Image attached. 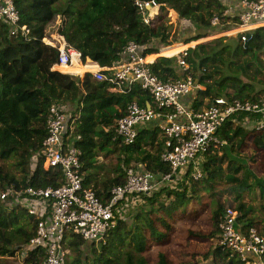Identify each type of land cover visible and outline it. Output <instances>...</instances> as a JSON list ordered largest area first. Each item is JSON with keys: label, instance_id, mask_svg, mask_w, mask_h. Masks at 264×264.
<instances>
[{"label": "trees", "instance_id": "16d2710c", "mask_svg": "<svg viewBox=\"0 0 264 264\" xmlns=\"http://www.w3.org/2000/svg\"><path fill=\"white\" fill-rule=\"evenodd\" d=\"M13 1L20 12V26H27L28 34L11 35V25L0 21V157L13 160L16 167V173H0V189L62 184V168L44 167L43 140L54 104L68 105L75 109V115L80 114L76 133L81 139L75 144L81 150L84 184L104 201L109 199L113 187L125 182L130 167L138 169L143 165L157 177L170 173V166L161 157L165 139L158 126L143 128L133 145H124L119 138H113L115 119L124 115L133 101L146 106L151 101L149 94L138 85L124 92L115 90L110 81H98L91 73L81 78L53 70L59 49L43 39L53 34L64 36L82 53L83 61L89 58L106 67L122 60L130 42L137 43L143 55L172 45L168 9L176 12L180 25L194 27L195 36L190 41L209 36L228 21L237 25L238 17L225 15L227 6L222 0H156L161 7L150 24L145 22L149 9L141 11L136 0ZM215 16L220 18L219 26L212 24ZM250 34L247 41L241 39L232 49L229 44L218 49L223 44L220 38L188 49L186 73L206 87L198 91L195 110L207 107L218 96L254 100L264 94V78L259 77V73L264 76V58L260 57L264 54V27L251 30ZM231 55L243 56L244 64L232 62ZM178 56L158 57L151 64L153 72L164 80L178 79L181 69ZM226 62L232 66L229 70L228 64L224 66ZM255 81L262 86L259 90ZM261 118L240 113L220 129L218 136L225 144L212 147L205 154L201 189L198 188L201 180H195L190 167L169 181L175 185L163 182L151 194L122 199L115 209L117 227L100 247L69 233L65 264H150L149 252L173 243L176 221L200 212L202 191L214 189L218 178L231 184L228 192L233 199L229 205H235L244 228L255 227L264 236V172L259 175L250 168L243 153V147L251 140L253 148L262 151L264 167V129L256 128ZM102 154L113 155L116 162L111 169L99 163ZM257 190L261 198L258 207L244 196ZM225 209L216 201L212 211L214 229L210 233L189 232L212 240L206 253L190 249L185 258L183 250L176 252L175 247L178 254L175 260L168 251L161 250L154 264H201L197 260L199 254L204 257L202 264H242L218 245L220 216ZM35 234L36 220L17 199L0 200V264H42L46 252L41 248L31 251L24 261L19 258Z\"/></svg>", "mask_w": 264, "mask_h": 264}, {"label": "built area", "instance_id": "2783aa9c", "mask_svg": "<svg viewBox=\"0 0 264 264\" xmlns=\"http://www.w3.org/2000/svg\"><path fill=\"white\" fill-rule=\"evenodd\" d=\"M240 3L243 10L238 13L237 24L241 28V39L247 41L252 36L251 30L264 27V0H241ZM136 5L141 11L149 9V12L161 7L156 0H136ZM20 19V12L13 0H0V21L11 25V35L28 34L27 26H20ZM150 21V16L146 15L145 22L150 24ZM212 24L218 26L220 18L215 16ZM43 40L59 49L58 62L53 70L79 75L73 70H62L73 66L76 56L86 67L84 76L91 73L98 81L108 80L115 90L122 92L138 85L149 94L151 101L146 106L133 101L125 114L115 119L113 138H119L124 145H133L139 132L156 120L165 139L161 157L171 170L157 177L143 165L138 169L130 167L125 182L113 187L109 199L104 201L84 184L81 150L75 144L76 140L81 139V135L76 133L80 114L75 115L68 105H52L47 121L48 133L43 140L44 167L62 168V184L56 187L16 189L9 186L0 189V200L9 197L17 199L36 220L35 236L22 253L18 252L22 260L31 251L41 248L46 252L42 264H65L67 235L77 234L95 245L106 241L117 227L115 209L122 199L131 195L151 194L163 182L172 184L169 181L187 172L190 167H193L195 179L202 178L205 154L212 147L224 143L218 132L232 117L240 113L261 115L256 128L264 129V94L254 100L218 96L204 109L188 110L182 103V97L201 90L203 85L191 73L178 79L170 77L164 80L153 72L152 60L167 56L168 52L164 51L166 47L154 53L151 59L149 56L152 54L143 55L140 46L130 42L121 61L104 67L89 58L83 61L82 53L71 46L64 36ZM184 47L177 55L180 68L186 72L189 70L186 57L191 46ZM239 217L235 208L225 209L220 216L218 245L242 264H264V236L255 227L244 228Z\"/></svg>", "mask_w": 264, "mask_h": 264}, {"label": "rangeland", "instance_id": "374dc122", "mask_svg": "<svg viewBox=\"0 0 264 264\" xmlns=\"http://www.w3.org/2000/svg\"><path fill=\"white\" fill-rule=\"evenodd\" d=\"M159 11L160 10L158 9L152 10L147 14L151 18L150 23H152L153 19H155V17L159 14ZM167 11H168V19H169L170 25L172 26L171 36H170V40H172V45L165 46L166 48H169L166 51L168 52L166 53L167 56H171V55L177 56V54L181 50H183V48H185L184 45L193 47V46H196L200 42H210L212 40L219 39V38L223 40L222 41L223 44L219 46L218 49H220L223 45H226V44H229L231 46L230 48L232 49V48H235L238 43H240L241 35H242L240 33L241 28L238 24L236 25L235 22L233 21H228L224 27L214 30L213 33H210V35L207 37H204L198 41H190L192 40V37L195 36L196 30L194 29V27L188 26V25H180V21H179V18L176 12L174 10L173 12L171 9L170 10L168 9ZM58 36L59 35L57 34H53L50 37V39L53 40L54 38H58ZM260 57L263 59L264 54H260ZM149 58L152 59V57H149ZM243 59H244L243 56L234 58L232 57V55L230 58V60H233L232 62H239V63L244 64ZM219 64H221L220 61H219ZM226 65H227L226 67L227 70H229L232 67L228 62L224 64V66ZM66 68H69V67H65V69ZM259 77L264 78V76L261 73H259ZM244 80H246L245 77H244ZM254 84L257 86L258 90L262 87L258 84L257 81H255ZM223 144H225V142ZM243 150H244L243 152L244 156L248 160V166L250 168H254L259 175L263 174L264 167L261 163V161L263 160L262 151L253 148L251 144V140L247 141L246 146L243 147ZM111 156L113 155L108 156L106 154H102L99 157V163L103 166L105 165L106 168L111 169L112 165L115 164L116 162V160ZM6 172L16 173L15 163L13 160H10V159L5 160L0 157V173L3 174ZM181 174L183 175V173ZM204 175H205V172H204ZM202 178L195 179V180L199 181ZM199 183L201 184L198 185V188L201 189L203 187L202 180L199 181ZM175 184L176 183H172V185H175ZM230 186L231 184L230 183L228 184L225 181V178H218V181L215 183L214 189L208 192L202 191L203 198H202V201H200L201 203L199 202L200 203L199 205L201 206L200 212L195 214L193 217L181 218L176 221L175 223L176 229H175V232L172 234V238L174 239L173 243L170 244V246H167L165 248H158V247L153 248L149 252V258L151 262L150 264H154L156 255L161 250L168 251L170 258L173 260H175L178 256V254L177 255L175 254V251L182 253V250H183V256H186L185 258H187L188 251L190 249L194 251L196 250L201 254L206 253L208 251V248H210L212 244V240L208 241L207 239L205 240V239L198 238L197 236L189 232L190 230H192L199 234H206V233L208 234L214 229L213 222H212V211L215 208L216 201H219L221 204H223L225 208L231 207V208L236 209L235 205H229V201L233 199V195L229 194L228 192V189L230 188ZM244 196L247 202L252 203L258 207V203L261 201L258 190L254 194L245 193ZM195 206H197V204H195ZM96 247H100V244H97ZM175 247L176 249L174 251ZM203 258L204 257L201 256L200 254L197 255V260H199L201 264L204 262L202 261ZM17 261H18V258H17Z\"/></svg>", "mask_w": 264, "mask_h": 264}, {"label": "crops", "instance_id": "0c3cea01", "mask_svg": "<svg viewBox=\"0 0 264 264\" xmlns=\"http://www.w3.org/2000/svg\"><path fill=\"white\" fill-rule=\"evenodd\" d=\"M223 1V3L227 6V9H228V11H229V14H227V15H230V16H232V17H238V13H241L242 12V10H243V7H242V5H241V1H239V0H222ZM220 25V24H219ZM218 25V26H219ZM167 49H169V48H166V49H164V51H167ZM153 55V54H152ZM152 55H150L149 57H152V59L154 58V55L152 56ZM157 58H154L152 61H155ZM93 62V61H92ZM54 70H56V69H54ZM179 71V73H180V77H185V75L187 74L186 72H185V74H184V70L183 69H179L178 70ZM79 76H81V78H84V75L81 73V74H79ZM179 77V78H180ZM201 84L203 85V88L202 89H205V86H204V84L201 82ZM112 91H114V89H111ZM198 91H195V92H192V93H190L189 95H186V96H184V97H182V103H183V105L188 109V110H195L194 108H193V106H194V100H195V98L198 96ZM207 102V101H206ZM205 108V107H204ZM203 108V109H204ZM75 110V109H74ZM201 110V109H200ZM78 111V110H77ZM80 111V110H79ZM81 112V111H80ZM125 112H126V110H125ZM157 121L155 120V122H152V123H149V124H147L146 125V127L147 128H157ZM160 133H161V131H160ZM162 134V133H161Z\"/></svg>", "mask_w": 264, "mask_h": 264}, {"label": "bare ground", "instance_id": "6f19581e", "mask_svg": "<svg viewBox=\"0 0 264 264\" xmlns=\"http://www.w3.org/2000/svg\"><path fill=\"white\" fill-rule=\"evenodd\" d=\"M77 58H76V56H75V61H74V65L73 66H70L69 68H62V70H73L72 72H79V73H82V72H84L85 70H86V67L85 66H83L81 63H80V60L79 59H77V60H79V62L76 60Z\"/></svg>", "mask_w": 264, "mask_h": 264}, {"label": "water", "instance_id": "95a60500", "mask_svg": "<svg viewBox=\"0 0 264 264\" xmlns=\"http://www.w3.org/2000/svg\"><path fill=\"white\" fill-rule=\"evenodd\" d=\"M231 264H232V262H231Z\"/></svg>", "mask_w": 264, "mask_h": 264}]
</instances>
